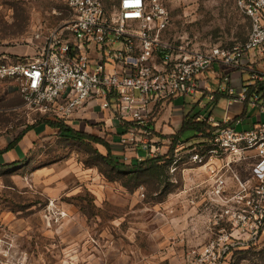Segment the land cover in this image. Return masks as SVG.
<instances>
[{"label": "rangeland", "instance_id": "1", "mask_svg": "<svg viewBox=\"0 0 264 264\" xmlns=\"http://www.w3.org/2000/svg\"><path fill=\"white\" fill-rule=\"evenodd\" d=\"M166 4L171 13L167 38L172 41L195 48H230L243 44L251 30L236 0ZM69 18L66 0H0V63L15 62L11 54L16 51L32 56L34 48L28 43L34 32L57 28ZM258 69H264V60ZM224 73L219 66L206 72L197 94L178 106L184 112L176 100L155 108L148 117L151 130L141 127L136 136L160 149L163 140L170 139L168 132L179 133L176 120L201 112L203 105L217 120L225 110L235 119L243 107H228L222 93ZM216 94L218 99L211 101ZM99 107L67 124L105 139L120 162H140L134 161L135 151L117 140L120 123ZM45 115L27 109L13 81H0V151ZM247 115L253 117L254 111L248 108ZM196 140L194 132L182 135L184 143ZM107 156L99 144L68 138L44 125L0 155V165L19 162L0 169V264H188L191 252L217 234L210 225L215 213L195 209L184 192L187 180L181 172L162 165L157 172L134 178L104 163ZM229 264H264V233L256 245L235 252Z\"/></svg>", "mask_w": 264, "mask_h": 264}, {"label": "built area", "instance_id": "2", "mask_svg": "<svg viewBox=\"0 0 264 264\" xmlns=\"http://www.w3.org/2000/svg\"><path fill=\"white\" fill-rule=\"evenodd\" d=\"M66 3L67 22L34 32L28 43L32 57L0 64V81L16 84L27 109L67 122L101 105L128 125L119 143L136 152L134 161L168 154L171 143L159 149L136 132L151 130L149 113L158 106L195 96L201 77L216 66L225 72L222 93L230 104L254 111L249 122L197 117L211 127L195 142L178 143L169 166L187 180L184 192L195 209L215 213L210 225L217 234L191 252L188 264H229L235 252L256 245L264 233V69H258L264 60V0H236L251 30L245 43L230 48H195L168 39L166 0ZM235 72L250 74L239 92L230 86Z\"/></svg>", "mask_w": 264, "mask_h": 264}, {"label": "trees", "instance_id": "3", "mask_svg": "<svg viewBox=\"0 0 264 264\" xmlns=\"http://www.w3.org/2000/svg\"><path fill=\"white\" fill-rule=\"evenodd\" d=\"M247 39L245 40V42L247 41ZM253 91H254L253 89L250 91V95L252 94ZM219 96L220 95L216 94V100L218 99ZM196 116L197 115H193L191 112L185 115L184 121H183V124L181 126L179 133L174 136H171L172 143H171V146H170V149L167 155L158 157V158L145 159L140 162L136 161L137 163L133 165L122 163L117 158L112 156V147L110 146L108 142H106L105 139L87 134L85 132L78 131L74 129L73 127L69 126L65 120H62V119H59L57 121L49 120L50 118H48V115L43 116L45 118L38 121L36 124L32 126H28L26 130L22 131L14 139V141L9 144V146L5 150L0 151V155L14 150L19 145V143L22 141V139L26 136L27 133L44 125L52 129L59 130L60 133H62L64 136L68 138L80 140V141H90V142H93V143H96V144H99L105 147L108 151V156L102 158L104 163H106L109 167L114 169L117 173L130 175L131 177H134V178H139L143 175L157 172L162 167V165L168 166V167L171 165L173 161L175 147L178 143L182 142L183 133L191 131L195 133V136H197L199 133H202V132L204 133V135L206 134V131L211 127V125L207 124L206 122H196L195 121L197 118ZM127 127H128L127 124L125 125L121 124L119 136H121L124 133ZM117 140H119V138ZM16 165H19V162L18 164L13 163V164L0 165V169L11 168V167H15Z\"/></svg>", "mask_w": 264, "mask_h": 264}, {"label": "crops", "instance_id": "4", "mask_svg": "<svg viewBox=\"0 0 264 264\" xmlns=\"http://www.w3.org/2000/svg\"><path fill=\"white\" fill-rule=\"evenodd\" d=\"M34 54H35V52H34ZM33 54V55H34ZM12 56V59H14L15 60V62L16 61H18V60H20V59H22V58H24V57H32V56H30L29 55V53H27V52H23V51H21V52H13L12 54H11ZM11 57H8V56H1V59H9V58H11ZM249 78H250V74L248 73V72H235V73H232V76H231V84H230V86L232 87V88H234L235 90H236V92H239V90L242 88V86L245 84V82L246 81H248L249 80ZM20 95V94H19ZM219 95V94H218ZM226 96V95H225ZM212 97H215V100L214 101H216V95H212L211 97H210V99L212 98ZM227 97V96H226ZM183 100H184V98H179V99H177L176 101H175V105L178 107V106H180L181 105V103L183 102ZM211 101H212V99H211ZM213 101V102H214ZM230 100H229V98L227 97V103H228V107H231V108H233V109H235V108H237L238 106H241V107H243L242 108V110L237 114V116H236V118L234 119L235 121H237V120H240V119H242L243 120V122H246V120L249 122V120H250V118H252V117H250V116H248L247 115V110H248V108H247V106H245L244 104H241V103H235V102H233L232 104H230ZM208 106H206V105H203V110L201 111V112H197V113H195V114H193V115H197L196 117H199V116H204V117H206V118H208L209 116H211V117H213V119L216 121V122H223V119L225 118V116H228V113H227V110H225V116H223V118L221 119H219V120H217L216 119V117L212 114V112L210 111V112H206V108H207ZM179 108V110H183V109H181V107H178ZM91 112H93V111H89V110H87V112H83L82 114L84 115V116H89L90 115V113ZM183 112H184V110H183ZM190 113V112H189ZM189 113H185V115H187V114H189ZM92 114V113H91ZM255 114V113H254ZM82 116V115H81ZM228 117H230V116H228ZM183 121H184V116H183V118H182V120H176V123L178 124V128H177V130L178 131H180V129H181V126H182V124H183ZM247 122V123H248ZM235 125H237V124H234V126ZM239 126V125H238ZM177 127V126H176ZM169 133H171L170 134V139H166V140H168V141H166V140H163V146H164V150H166V148H167V145L168 144H170V143H172V138H171V136H174V135H176L173 131L172 132H168V134ZM170 142V143H169Z\"/></svg>", "mask_w": 264, "mask_h": 264}]
</instances>
